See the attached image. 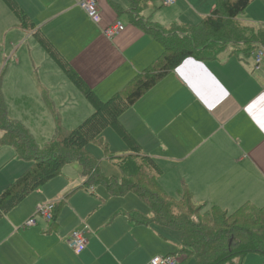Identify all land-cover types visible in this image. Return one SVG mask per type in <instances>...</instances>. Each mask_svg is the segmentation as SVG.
<instances>
[{"label": "crops", "instance_id": "1", "mask_svg": "<svg viewBox=\"0 0 264 264\" xmlns=\"http://www.w3.org/2000/svg\"><path fill=\"white\" fill-rule=\"evenodd\" d=\"M1 1L8 10L5 22L23 37L25 33L29 36L33 71L43 69L40 85L26 67L17 83L21 97L15 99L21 111L12 114L4 96L8 115L20 120L43 146L56 130L44 92L54 97L60 110L77 109V101L84 105L82 115L93 113L94 108L42 47L40 35L107 101L164 53L162 44L136 24L138 18L167 30L198 25L220 0H176L170 6L163 0H98L100 24L76 0H16L25 25ZM118 20L126 29L108 38L104 29ZM236 22L264 28V0L252 1ZM18 43L11 42L14 54ZM257 45L251 55L242 51V44L226 43L215 47L218 54L214 57L186 58L121 115V123L142 154L159 166V182L167 193L181 197L186 189L195 204L229 213L245 204L264 206V60L257 68L255 58L258 48L264 46ZM34 106L45 110V116L35 113ZM31 165L16 157L11 146L0 143V194ZM65 168L2 215L0 264H152L158 256L181 250L180 231L132 220V211H150L143 208L141 204L146 203L137 194L130 200L126 196L132 192L111 195L102 185H85L81 167L68 175ZM114 169V174L104 173L119 178L121 170ZM46 202L57 204L56 219L49 223L38 216L37 225L23 228L39 204ZM84 228L88 245L77 255L68 240L74 230Z\"/></svg>", "mask_w": 264, "mask_h": 264}, {"label": "trees", "instance_id": "2", "mask_svg": "<svg viewBox=\"0 0 264 264\" xmlns=\"http://www.w3.org/2000/svg\"><path fill=\"white\" fill-rule=\"evenodd\" d=\"M3 1L25 25L26 18L15 0ZM252 1L220 0L212 14L200 24L170 30L138 18L136 24L162 44L164 53L107 101L101 100L56 47L40 35L42 47L87 98L94 112L76 128L67 129L54 111L55 133L48 143L40 146L20 120L9 117L3 94L4 70L0 71V131L3 132L0 143L11 146L19 159L32 162L0 194V218L29 194L61 175L67 165L78 163L87 178L85 185H102L117 196L132 192L146 203L149 214L132 211L133 221L155 222L180 231L182 248L177 253H185L180 264L190 258L194 264H241L249 253L264 255V206L245 204L229 213L216 206L207 209L205 205L195 204L193 194L186 189L181 197L167 193L159 182V166L141 153L140 145L120 121L126 110L186 58L214 57L218 54L213 51L215 47L226 43L247 45L242 51L251 55L258 42L264 41V28L254 31L256 28L241 27L236 18ZM109 127H113L131 149V153L115 157L122 180L107 177L100 162L88 150L91 142H98L107 149L103 133ZM56 211L57 204L55 219Z\"/></svg>", "mask_w": 264, "mask_h": 264}, {"label": "rangeland", "instance_id": "3", "mask_svg": "<svg viewBox=\"0 0 264 264\" xmlns=\"http://www.w3.org/2000/svg\"><path fill=\"white\" fill-rule=\"evenodd\" d=\"M5 11H8L7 7L0 0V71L4 70L3 93L5 96V99L7 97L9 106L11 107V111L13 114L15 113V111H19V112L21 111L18 103L15 104V99L18 101L19 98L21 97V95H19L21 94V89H20L21 86L20 85L17 86V83H19L18 81L19 77L23 75V72L26 69V67L31 68L32 74L34 75V77H36V80L34 78L35 82L37 83L38 81V83L41 85L42 80L40 79V71H42L43 69L42 70L38 69L37 73L33 71L34 53L32 52L29 53V50H28L30 49L29 46L27 45L28 44L27 38L29 36L28 34L26 35L25 33L23 37V34L21 32H18V30H16V28H14L13 25H9L5 22V16H6ZM240 26L243 27L242 25ZM256 30L257 28L254 29V31ZM21 40H23L22 43L19 42ZM11 42H14L15 44L19 42L18 43L19 48L16 49L15 54L13 53L14 51L13 47L15 46V44L14 46H11ZM258 44L264 46V41H259ZM240 47L246 48L247 45H243ZM17 59L20 60V63H17ZM36 61H37V58L35 59V62ZM39 65L40 64H37L36 66L39 68ZM42 97H43V100L50 114L52 113L54 114V111L57 112L59 115L58 117L60 121L62 122V124L64 125L66 124L67 128L69 129H74L77 126H79L85 120V118H87L92 113V111L90 112L86 111L85 115H82L81 113L83 112L85 108H84V105L81 104L79 101H77V109H73L70 111L68 109L63 108L60 110L59 109L60 107L58 105L57 106L59 108L56 106L53 100L54 98L53 96L49 95L47 92H44L42 94ZM85 105L90 107L88 104H85ZM34 110H35V113L41 112L42 116L43 117L45 116V110H43L42 108H38L34 106ZM33 130L35 132H39L37 131L39 129H33ZM43 134H47V133L43 132ZM38 137L41 138L40 134H38ZM103 138H104V142L107 144V149L98 142H91L88 145V150L100 162L103 173L108 172V173L114 174L115 172L114 168L119 169L120 171L119 166L116 164V158H118L119 156H123V155H127L131 153V149L128 146V144L119 136L118 132L113 127H109L104 131ZM126 151H128L129 153H127ZM78 167H80L78 163L67 165L65 168V171H66L65 174L68 175L69 173H75L74 169L77 171ZM7 172H9V169L5 170L4 173H7ZM121 174L119 178L112 174L110 175L105 174V175L108 177L114 176L118 178L119 180H121L120 179ZM126 197H127V200H130L136 196L135 194L132 193ZM141 205H143L144 209L148 210L147 205H144L143 203ZM207 209H212V206L207 207ZM184 254L185 253L182 252L180 256L183 257ZM182 264H194V260L190 258ZM241 264H264V255L259 254V253H249L248 255L245 256Z\"/></svg>", "mask_w": 264, "mask_h": 264}, {"label": "built area", "instance_id": "4", "mask_svg": "<svg viewBox=\"0 0 264 264\" xmlns=\"http://www.w3.org/2000/svg\"><path fill=\"white\" fill-rule=\"evenodd\" d=\"M77 4L82 7V9L86 12L88 17L96 24H100L102 22V14L99 7L98 0H76ZM176 0H163V4L166 6H170L175 4ZM126 29V25L118 20L111 24L110 26L104 29V34L108 38H114L120 35ZM256 67H260L262 61L264 60V48L259 47L256 51ZM55 202H46L40 203L37 207L36 214L29 218L24 224L23 228L32 227L37 225V217H41L45 219L47 222L51 223L55 219ZM87 229H79L74 230L68 240V243L75 254H82L88 245L87 238ZM181 256L178 253L162 255L154 258L151 263L152 264H180Z\"/></svg>", "mask_w": 264, "mask_h": 264}]
</instances>
